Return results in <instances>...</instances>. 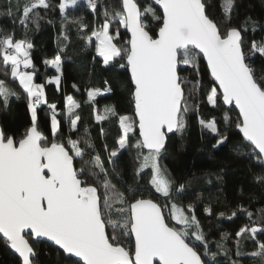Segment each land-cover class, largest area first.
<instances>
[{"label": "snow or ice", "instance_id": "snow-or-ice-1", "mask_svg": "<svg viewBox=\"0 0 264 264\" xmlns=\"http://www.w3.org/2000/svg\"><path fill=\"white\" fill-rule=\"evenodd\" d=\"M6 7L13 27L0 29V105L8 111L22 92L30 117L19 136L0 125V246L15 264H40L45 244L70 264H244L245 257L264 264V207L237 204L227 214L205 205V218H243L234 232L212 240L198 205L177 202L187 195L186 185L161 163L170 134H182L193 115L199 118L201 105L234 106L240 147L249 149L239 154L248 158L253 183L264 188V74L253 66L264 60V36L249 39V33L264 32V22L233 18L237 0H6ZM77 7L86 12L70 16ZM52 16L60 21L57 51L43 63L54 75L40 83L29 36L42 22L55 26ZM69 24L85 50L94 49L93 62L126 74L130 113L115 105L95 108L98 97L112 93L109 80L102 89H85L100 126L99 147L87 128L81 133L80 103L65 96L59 110L47 97L50 84L61 91ZM9 79L21 91L10 88ZM41 112L48 117L47 135ZM105 122L118 125L111 146ZM219 123L199 118L216 137L211 147L217 150L230 139Z\"/></svg>", "mask_w": 264, "mask_h": 264}, {"label": "trees", "instance_id": "trees-1", "mask_svg": "<svg viewBox=\"0 0 264 264\" xmlns=\"http://www.w3.org/2000/svg\"><path fill=\"white\" fill-rule=\"evenodd\" d=\"M214 3L217 0H213ZM238 8L234 13L239 17L250 16L254 20L264 22V0H237ZM214 14L219 17L220 9L214 8ZM6 0H0V29L10 30L13 27L12 18L7 16ZM86 10L77 7L75 10H69L70 16H80ZM55 26L46 23L41 24L39 32L30 33L29 38L34 42L35 49L33 52L34 63L38 69L37 82L43 83L46 76L54 75V69L47 68L43 61L51 59L57 51V29L59 19L56 16L51 17ZM91 19V17H89ZM72 29L70 46L66 49L64 75L61 82V91L57 92L55 85H48L46 92L50 103H56L59 110L64 109L65 96H72L81 104L76 111L81 115L84 128H87L92 139L97 146H101L103 139L99 136L100 126L95 123L92 107L87 104L85 89L89 86L103 88L104 80H109L113 89L112 93L106 97H98V103L95 108L103 111L106 105H115L121 114L130 113L129 94L122 87L125 83L126 74L116 75L106 72L99 62H93L92 57L95 55L94 49L85 50L83 42L76 35V28L69 24ZM19 35V32L17 33ZM264 36V32H258L255 35L249 33V39L259 40ZM256 74H264V60L257 59L254 62ZM4 67L0 66V79H5ZM207 79V77H206ZM77 84L80 91L73 89V84ZM10 88L21 91L16 83L9 79ZM228 112L230 121L226 124L223 120L225 111L228 108L214 109L208 105H201L199 118L210 120L213 117L219 121V128L230 139L219 150L211 146L216 142V137L208 130L203 129L199 124V118L193 115L188 126L182 134L177 133L169 137L166 152L161 161L166 166L170 177L177 183L186 185L187 195L181 197L178 203L187 205L196 203L200 211V220L204 231L209 233L210 239L219 240L222 231L234 232L241 224V220L227 221L218 220L217 218H205L202 209L205 205L211 204L215 213L225 212L230 214L235 210L237 204L248 206L250 210L255 211L264 207V188L256 185L252 181L251 169L246 156L239 152H247L249 149L240 147V135L237 132L234 122L237 112L233 107ZM63 120V117H58ZM29 113L26 108L25 99L21 92V98L11 99L8 111H5L3 105H0V125L4 126L10 133H16L19 136L29 125ZM41 127L45 134H49L50 129L46 124L48 117L45 112H41ZM107 134V142L111 146L114 138L117 136L118 125L115 123L105 122L103 124ZM230 129V131H226ZM64 134H67V124H63ZM75 138V136L73 137ZM259 171V169H256ZM132 169L129 165L127 172V182L133 185L131 179ZM116 201L114 207H118ZM127 246V243H126ZM39 260L40 264H70L62 253H58L54 247L41 245ZM217 249L213 247V251ZM249 247L248 251H251ZM224 261V257H218ZM0 264H15V257L9 251L0 246ZM226 264V262H225ZM244 264H259V258L245 257Z\"/></svg>", "mask_w": 264, "mask_h": 264}, {"label": "water", "instance_id": "water-1", "mask_svg": "<svg viewBox=\"0 0 264 264\" xmlns=\"http://www.w3.org/2000/svg\"><path fill=\"white\" fill-rule=\"evenodd\" d=\"M225 107H226V108H230V107H233V108H234V106H225ZM234 109H235V108H234ZM235 111L238 113V109H235ZM236 130H237V129H236ZM237 132H238V130H237ZM171 135H173V134H170V136H171ZM170 136H169V137H170Z\"/></svg>", "mask_w": 264, "mask_h": 264}, {"label": "crops", "instance_id": "crops-1", "mask_svg": "<svg viewBox=\"0 0 264 264\" xmlns=\"http://www.w3.org/2000/svg\"><path fill=\"white\" fill-rule=\"evenodd\" d=\"M71 10V9H70Z\"/></svg>", "mask_w": 264, "mask_h": 264}]
</instances>
